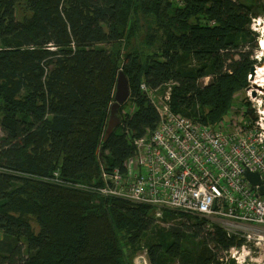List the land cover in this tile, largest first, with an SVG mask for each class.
I'll return each instance as SVG.
<instances>
[{
  "label": "trees",
  "instance_id": "obj_1",
  "mask_svg": "<svg viewBox=\"0 0 264 264\" xmlns=\"http://www.w3.org/2000/svg\"><path fill=\"white\" fill-rule=\"evenodd\" d=\"M254 8L0 0V264H134L139 252L150 264H222L242 244L205 217L165 210L159 219L150 205L76 185H98L102 162L122 169L157 126L142 83L169 84L172 111L217 126L256 64L245 51L258 47ZM119 71L130 96L104 140Z\"/></svg>",
  "mask_w": 264,
  "mask_h": 264
},
{
  "label": "built area",
  "instance_id": "obj_2",
  "mask_svg": "<svg viewBox=\"0 0 264 264\" xmlns=\"http://www.w3.org/2000/svg\"><path fill=\"white\" fill-rule=\"evenodd\" d=\"M141 89L159 113L157 126L134 141L136 151L122 169L102 162L98 185L76 187L207 218L228 236L243 239L226 252L222 264L229 259L251 264V245L264 257V195L259 191L264 185V88L249 85V103L242 110L233 104L215 127L172 111L170 91L159 96L161 88L145 83ZM246 171L258 173L261 185L253 186ZM134 264H150L146 252L137 254Z\"/></svg>",
  "mask_w": 264,
  "mask_h": 264
},
{
  "label": "rangeland",
  "instance_id": "obj_3",
  "mask_svg": "<svg viewBox=\"0 0 264 264\" xmlns=\"http://www.w3.org/2000/svg\"><path fill=\"white\" fill-rule=\"evenodd\" d=\"M239 1L249 3V4H253L255 7L254 11L257 12V16L252 19L251 29L258 33V37H257L258 47L254 48L252 50V44L253 43L250 42L248 44V46H246V48H245V51H247V52L252 51L253 58L256 60V64H255V66H256L255 70H256L259 66L264 65V50H263V47L261 46V41L264 40V0H239ZM250 77H251V81H250V78L248 79L249 85H253V82L255 80V75H252L250 73ZM205 81H207V79ZM263 82H262V85L264 86ZM247 87L244 88L242 91L238 92L236 94V96L234 97L233 104L239 110H242V106L244 104L249 103V98L247 96V93L245 92ZM169 88H170V85H164L161 89L158 90L159 96H162L163 94H165L168 91H170V94H171V89H169ZM261 88H264V87H261ZM126 109H127V107H126ZM2 136H3V133L0 129V137H2ZM164 211L165 210H159V209L156 210L155 209L156 217L160 219L163 216ZM180 221H181L180 217H178L176 220H173V222H171V223L175 224V223H178ZM160 223H161V225H167V224H163L161 222V220H160ZM35 227H36V225H35ZM1 237H2V232H0V238ZM249 248L252 251L251 255L253 257L251 264H258L259 260L264 258V257H262L263 254L261 252H259L258 250H256L255 247L252 245ZM144 251H146V250H144ZM138 254H140V252Z\"/></svg>",
  "mask_w": 264,
  "mask_h": 264
},
{
  "label": "water",
  "instance_id": "obj_4",
  "mask_svg": "<svg viewBox=\"0 0 264 264\" xmlns=\"http://www.w3.org/2000/svg\"><path fill=\"white\" fill-rule=\"evenodd\" d=\"M256 66L253 65L251 68V74L254 75ZM255 94V93H254ZM130 96V85L126 74L123 71H119L116 81V88L114 93V102L111 105L110 116L108 119V126L105 131L104 140H106L111 133L121 123V118L118 114L119 108L127 101ZM249 113L253 115L252 110ZM247 179L252 183L253 186L261 185V179L258 173L246 171ZM260 193L264 195V185L260 186Z\"/></svg>",
  "mask_w": 264,
  "mask_h": 264
},
{
  "label": "bare ground",
  "instance_id": "obj_5",
  "mask_svg": "<svg viewBox=\"0 0 264 264\" xmlns=\"http://www.w3.org/2000/svg\"><path fill=\"white\" fill-rule=\"evenodd\" d=\"M261 46L263 47V50H264V40L261 41ZM254 75H255V80L253 82L254 87H260V88L264 87L262 85V82L264 81V65L259 66L256 69ZM263 84H264V82H263Z\"/></svg>",
  "mask_w": 264,
  "mask_h": 264
}]
</instances>
